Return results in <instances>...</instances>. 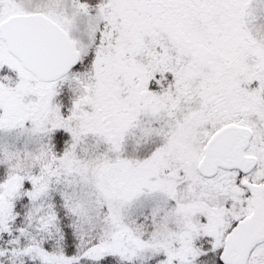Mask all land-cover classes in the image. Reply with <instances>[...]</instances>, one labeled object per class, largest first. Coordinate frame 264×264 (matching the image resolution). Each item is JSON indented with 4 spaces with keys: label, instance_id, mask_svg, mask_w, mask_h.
I'll use <instances>...</instances> for the list:
<instances>
[{
    "label": "snow or ice",
    "instance_id": "snow-or-ice-1",
    "mask_svg": "<svg viewBox=\"0 0 264 264\" xmlns=\"http://www.w3.org/2000/svg\"><path fill=\"white\" fill-rule=\"evenodd\" d=\"M0 264H264V0H0Z\"/></svg>",
    "mask_w": 264,
    "mask_h": 264
}]
</instances>
